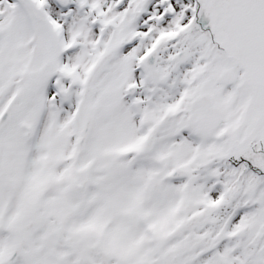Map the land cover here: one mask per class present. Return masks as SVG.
<instances>
[{
    "label": "snow or ice",
    "instance_id": "6c2138e0",
    "mask_svg": "<svg viewBox=\"0 0 264 264\" xmlns=\"http://www.w3.org/2000/svg\"><path fill=\"white\" fill-rule=\"evenodd\" d=\"M0 264H264V0H0Z\"/></svg>",
    "mask_w": 264,
    "mask_h": 264
}]
</instances>
